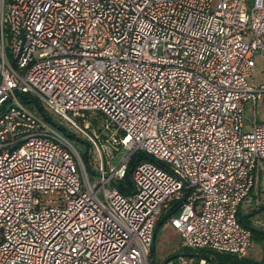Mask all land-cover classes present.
<instances>
[{
  "label": "built area",
  "instance_id": "1",
  "mask_svg": "<svg viewBox=\"0 0 264 264\" xmlns=\"http://www.w3.org/2000/svg\"><path fill=\"white\" fill-rule=\"evenodd\" d=\"M260 53L264 0H1L0 264H151L180 199L183 247L245 256L264 226L239 218L264 170V120L244 126Z\"/></svg>",
  "mask_w": 264,
  "mask_h": 264
},
{
  "label": "rangeland",
  "instance_id": "2",
  "mask_svg": "<svg viewBox=\"0 0 264 264\" xmlns=\"http://www.w3.org/2000/svg\"><path fill=\"white\" fill-rule=\"evenodd\" d=\"M249 6H251L253 0H247ZM1 2V0H0ZM252 83H259L264 81V54L260 53L256 56V67L254 69V74L250 79ZM28 105H35V103L29 102ZM39 105L43 107L44 113L47 115L48 119L45 118L44 114L39 111V114L46 120L50 121L54 126L59 129H66V134L71 136V140L76 146L77 150L80 152L82 158H84L86 163H89L92 167H94V159H93V149H87V140L83 135H79L73 128H71L60 116L54 114L39 100ZM36 106V105H35ZM38 108V107H37ZM93 120H98L95 117H92ZM264 120V96L257 101L256 104L250 102L246 106L245 118H244V126L247 132H250L253 129L254 123L256 121ZM92 121V120H91ZM93 121V122H96ZM104 123V120L100 119L98 123ZM61 127V128H60ZM93 132V130H91ZM75 136V137H73ZM113 150V160L112 166H116L120 163L121 160L126 155L125 150L119 149L118 152ZM108 161V159L106 160ZM264 171V170H263ZM259 172L257 174L256 186L254 189V194L256 198V202L253 204L254 206H250L251 210L255 209L257 212L254 214L256 218L260 221L264 222V172ZM121 184L126 185L127 180L124 179ZM102 195V194H101ZM246 204L247 201L245 202ZM253 237H252V246L247 254V258L252 259L254 262H259L264 259V232L260 229L254 228ZM187 252L196 253V251L192 249H188L183 247L182 239L179 233L174 230L169 220H165L161 224L158 225L156 235H155V263L163 264L167 258L174 257L176 254H184ZM198 259V258H197Z\"/></svg>",
  "mask_w": 264,
  "mask_h": 264
},
{
  "label": "trees",
  "instance_id": "3",
  "mask_svg": "<svg viewBox=\"0 0 264 264\" xmlns=\"http://www.w3.org/2000/svg\"><path fill=\"white\" fill-rule=\"evenodd\" d=\"M61 130L62 131H66V129H62V128H61ZM73 137H75V136H73ZM87 145H89V144H87ZM142 156H144V155L143 154L139 155L140 159L141 158L145 159ZM136 159L137 158H134L132 160V162L130 163V165H129L128 174H127V176L125 178L127 180V184L126 185L121 184V189L125 193L131 192L132 187H133L130 173H131V169L135 165ZM181 202H182V199L173 200L171 202L170 208L163 214V216L161 217L158 225L161 224L162 222H164L165 220H169L173 215L177 214L179 209H180ZM254 212H256V210L253 211V213ZM242 217H243L242 223H244L246 225H249L247 217L245 216L244 213H242L241 210H239V218H242ZM184 254H186V255H188L190 257H195L196 256L197 258L206 257V258L212 260L215 264H264V259L262 261H259V262H257V261L254 262L252 259H249L247 257H238L237 255H232V254H227V253H220V252L210 251V250H206V249H202L200 251H197L196 253L187 252V253H184ZM177 255H179V254H176V256ZM174 257H169L166 260L174 258Z\"/></svg>",
  "mask_w": 264,
  "mask_h": 264
},
{
  "label": "crops",
  "instance_id": "4",
  "mask_svg": "<svg viewBox=\"0 0 264 264\" xmlns=\"http://www.w3.org/2000/svg\"><path fill=\"white\" fill-rule=\"evenodd\" d=\"M263 170L261 169L259 172H262ZM264 172V171H263ZM254 192V191H253ZM251 197L253 198V201H251V202H247V203H249V204H246V203H243L242 205H241V207H240V209L239 210H241L242 211V213H244L245 214V216L247 217V219H248V224L251 226V225H253V223H254V221L255 220H258L257 218H256V216L254 215V214H256L255 212L253 213V208H252V210H251V205L252 206H254L253 204L256 202V198H255V194L254 193H252V195H251ZM256 210V209H255ZM256 212H257V210H256ZM242 219H243V217H242ZM174 229V228H173ZM257 229H260L261 231H263L264 232V226L263 227H259V228H257ZM175 230V229H174ZM253 237V236H252ZM251 246H252V244H251ZM251 248V247H250ZM250 248H249V250H250ZM249 250H248V252H249ZM248 252H247V254H248ZM247 254L245 255V256H241V257H246L247 256ZM196 257V256H195ZM239 257V256H238Z\"/></svg>",
  "mask_w": 264,
  "mask_h": 264
},
{
  "label": "water",
  "instance_id": "5",
  "mask_svg": "<svg viewBox=\"0 0 264 264\" xmlns=\"http://www.w3.org/2000/svg\"><path fill=\"white\" fill-rule=\"evenodd\" d=\"M38 109H39V111H41V112L44 114V116H45V113H44V111H43V107H42L41 105H38ZM67 135L69 136V134H67ZM184 200H185V198H184ZM240 220H242V218H240ZM157 228H158V227H157ZM157 228H156V231H157ZM154 250H155V243H154V246H153V255H152V258H151V264H155V260H156Z\"/></svg>",
  "mask_w": 264,
  "mask_h": 264
}]
</instances>
